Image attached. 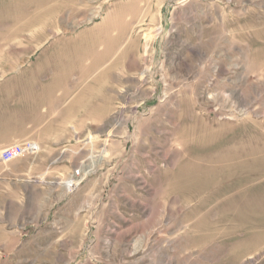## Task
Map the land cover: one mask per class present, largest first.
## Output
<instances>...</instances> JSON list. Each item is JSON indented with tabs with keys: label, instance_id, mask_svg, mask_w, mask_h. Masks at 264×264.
I'll return each instance as SVG.
<instances>
[{
	"label": "rangeland",
	"instance_id": "rangeland-1",
	"mask_svg": "<svg viewBox=\"0 0 264 264\" xmlns=\"http://www.w3.org/2000/svg\"><path fill=\"white\" fill-rule=\"evenodd\" d=\"M97 5L48 16L73 29L35 32L46 45L0 48L19 53L0 86L40 82L74 110L95 90L99 107L48 153L0 164V264H264V0ZM81 38L116 47L87 76ZM20 70L43 78H6Z\"/></svg>",
	"mask_w": 264,
	"mask_h": 264
},
{
	"label": "crops",
	"instance_id": "crops-1",
	"mask_svg": "<svg viewBox=\"0 0 264 264\" xmlns=\"http://www.w3.org/2000/svg\"><path fill=\"white\" fill-rule=\"evenodd\" d=\"M99 1H102V4L104 3V0H0V48L40 47L46 45L45 42H41L39 33L35 36V32H40L41 30L73 29V27L57 26L60 23H56V19L54 18L49 19L48 16L99 14V5L94 7V2L98 4ZM118 8L119 3L118 6H113L112 14L117 16L115 20L120 25V23L124 22L125 15L120 13ZM51 23L55 25L49 26ZM106 30L109 32L112 29L107 26ZM110 40H112L111 37ZM79 45L90 50L89 54H87L89 56L87 60L89 62L88 66L85 69L82 68L84 66H78L80 67L78 68L79 73L85 76L89 75L90 72L97 71L100 61L104 63L105 58L111 56L116 48L115 46L110 47L107 55H104V52H101V54L98 52L100 41L96 39L86 40L85 38H81L80 40H76L72 44L73 50ZM69 52V50L65 51L64 58L69 57ZM10 56L14 60L16 56L19 57V53L15 51L11 53L10 51L4 52L0 49V62L10 61ZM61 57L57 56L59 59ZM73 60H76L75 63L81 62L80 57L76 53ZM90 60H92L91 64ZM71 62L73 65L74 62ZM64 68L56 72L59 75H64L68 81L69 77H73V74H70V72L72 73L70 71L72 68L70 70L69 67L64 66ZM11 74L15 76L10 75L6 78H22L24 80L43 78V74L36 70H20ZM105 76L111 78L113 76V69L108 71V74ZM33 86V88H28L25 87L24 82L19 83L15 81L6 82L0 86V88L2 87L0 102L3 104L0 108L6 114V118L0 121V152L13 144L35 142L41 147V151L38 154L48 153L44 148H48V146L57 142L68 141L66 135H61L62 132L58 133V128H63V133L66 132L67 128H72L74 125V111H85L89 115L91 113V116L95 118L99 115V107L94 105L96 95L94 89L93 98L89 99L88 96L84 95L78 100L74 110L72 102H69L70 94L65 93L58 98L56 88L54 87L42 86L40 82L37 85L34 83ZM16 99L21 108V111L17 113L7 107V104L10 103L9 101L13 102ZM91 104L92 108L89 107ZM84 124L90 125L88 114L87 122ZM78 125L82 124L78 123ZM30 169L31 166L29 168L18 166L17 174L25 176Z\"/></svg>",
	"mask_w": 264,
	"mask_h": 264
},
{
	"label": "built area",
	"instance_id": "built-area-1",
	"mask_svg": "<svg viewBox=\"0 0 264 264\" xmlns=\"http://www.w3.org/2000/svg\"><path fill=\"white\" fill-rule=\"evenodd\" d=\"M40 151V145L35 142L13 144L2 150V152H0V163L8 164L24 156H35Z\"/></svg>",
	"mask_w": 264,
	"mask_h": 264
}]
</instances>
